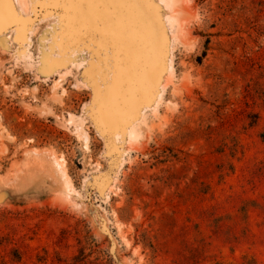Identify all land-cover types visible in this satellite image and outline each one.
<instances>
[{
	"label": "rangeland",
	"instance_id": "1",
	"mask_svg": "<svg viewBox=\"0 0 264 264\" xmlns=\"http://www.w3.org/2000/svg\"><path fill=\"white\" fill-rule=\"evenodd\" d=\"M11 4L0 264H264V0Z\"/></svg>",
	"mask_w": 264,
	"mask_h": 264
},
{
	"label": "water",
	"instance_id": "2",
	"mask_svg": "<svg viewBox=\"0 0 264 264\" xmlns=\"http://www.w3.org/2000/svg\"><path fill=\"white\" fill-rule=\"evenodd\" d=\"M0 13L4 12V17L0 21V33L6 30L9 26L20 23L15 14L11 0H0Z\"/></svg>",
	"mask_w": 264,
	"mask_h": 264
},
{
	"label": "bare ground",
	"instance_id": "3",
	"mask_svg": "<svg viewBox=\"0 0 264 264\" xmlns=\"http://www.w3.org/2000/svg\"><path fill=\"white\" fill-rule=\"evenodd\" d=\"M90 1H91V0H90ZM166 2L171 4V3L173 2V0H166ZM89 9H90V8H89ZM0 11H1V10H0ZM1 16L4 17V12H1V13H0V17H1ZM3 17H1V18H3ZM1 18H0V21L2 20ZM73 18H74V16H73ZM21 29H22V28H21ZM18 31H19V30H18ZM63 38H64V37H63ZM60 40H61V39H60ZM60 42H61V41H60ZM101 46H102V45H101ZM61 47H62V46H61ZM113 50L115 51V49H113ZM114 54H115V52H114ZM112 56H113V55H112ZM116 57H117V56H116ZM111 58H112V57H111ZM103 61H104V60H103ZM51 64H52V62H51ZM112 64H113V63H112ZM110 70H111V69H110ZM115 73H116V72H115Z\"/></svg>",
	"mask_w": 264,
	"mask_h": 264
}]
</instances>
